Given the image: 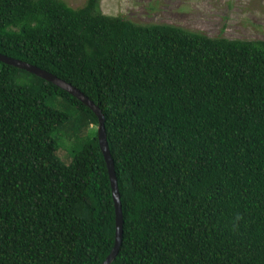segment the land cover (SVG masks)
Listing matches in <instances>:
<instances>
[{
	"label": "trees",
	"instance_id": "trees-1",
	"mask_svg": "<svg viewBox=\"0 0 264 264\" xmlns=\"http://www.w3.org/2000/svg\"><path fill=\"white\" fill-rule=\"evenodd\" d=\"M99 3L0 0V54L103 114L123 221L110 264H264V40L138 24ZM67 125L78 148L65 163ZM91 125L71 94L0 61V264H102L112 250Z\"/></svg>",
	"mask_w": 264,
	"mask_h": 264
},
{
	"label": "rangeland",
	"instance_id": "rangeland-1",
	"mask_svg": "<svg viewBox=\"0 0 264 264\" xmlns=\"http://www.w3.org/2000/svg\"><path fill=\"white\" fill-rule=\"evenodd\" d=\"M63 1L77 9L86 0ZM99 6L105 15L138 24H171L209 37L264 40V0H100ZM89 129L97 126L91 125ZM62 133L63 143L59 138L57 154L68 163L78 143L70 138L69 125Z\"/></svg>",
	"mask_w": 264,
	"mask_h": 264
},
{
	"label": "water",
	"instance_id": "water-1",
	"mask_svg": "<svg viewBox=\"0 0 264 264\" xmlns=\"http://www.w3.org/2000/svg\"><path fill=\"white\" fill-rule=\"evenodd\" d=\"M0 61L3 63H6L8 65H12L14 67L23 69L27 72H30L46 81H49L56 85L57 87H60L61 89L65 90L69 94H71L73 97L78 99L80 102H82L84 105H86L91 111L96 115L98 120L97 125V140L99 148L103 154L104 160L106 162L107 172L110 180L111 185V193L112 198L114 202L115 207V238H114V245L108 256L105 258L102 264H110L112 260L115 258L119 246L121 244L122 239V212H121V205H120V196L118 192L117 187V180L114 172L113 162L111 159V155L109 152V147L106 141V134H105V128H104V117L101 113L100 109L97 105H95L91 100H89L86 96H84L78 89L74 88L70 84L66 83L65 81L58 79L54 75L39 69L38 67H35L33 65H30L26 62L13 59L10 57H7L5 55L0 54Z\"/></svg>",
	"mask_w": 264,
	"mask_h": 264
}]
</instances>
